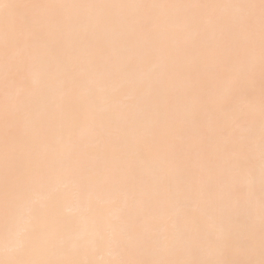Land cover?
Segmentation results:
<instances>
[{"label": "snow or ice", "instance_id": "obj_1", "mask_svg": "<svg viewBox=\"0 0 264 264\" xmlns=\"http://www.w3.org/2000/svg\"><path fill=\"white\" fill-rule=\"evenodd\" d=\"M0 82V264H264V0H0ZM101 175L127 207L66 235Z\"/></svg>", "mask_w": 264, "mask_h": 264}, {"label": "bare ground", "instance_id": "obj_2", "mask_svg": "<svg viewBox=\"0 0 264 264\" xmlns=\"http://www.w3.org/2000/svg\"><path fill=\"white\" fill-rule=\"evenodd\" d=\"M40 2H49V0H40ZM60 2H78V3H191V2H235V0H60ZM155 63V59H153ZM39 79V73L36 74ZM136 87L142 89L145 93L149 91V85L141 75L137 78ZM128 104L135 105L138 102L135 90H128ZM3 99V85L0 82V103ZM115 118V117H114ZM105 128L109 132L114 131V125L111 122L105 123ZM145 156L150 158V154L145 150ZM138 169L142 167L140 161H136ZM259 189L257 186V195ZM130 188L127 186H114L112 178L107 175L93 177L91 180H82L70 185L68 188L61 187L58 194V203L55 209V215L62 226L66 235L74 234L86 222L91 223L101 218H111L120 214L121 209L127 207L129 202ZM117 199L119 207H112L110 200ZM8 242L7 227L4 218L0 214V258H4V248ZM109 251L106 248L103 253H95L92 248L81 252V259H106Z\"/></svg>", "mask_w": 264, "mask_h": 264}]
</instances>
